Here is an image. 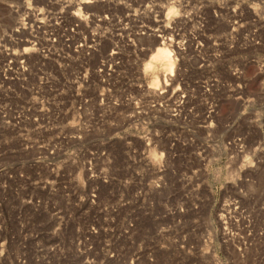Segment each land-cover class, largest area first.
Listing matches in <instances>:
<instances>
[{
    "label": "rangeland",
    "instance_id": "1",
    "mask_svg": "<svg viewBox=\"0 0 264 264\" xmlns=\"http://www.w3.org/2000/svg\"><path fill=\"white\" fill-rule=\"evenodd\" d=\"M0 264H264V0H0Z\"/></svg>",
    "mask_w": 264,
    "mask_h": 264
},
{
    "label": "bare ground",
    "instance_id": "2",
    "mask_svg": "<svg viewBox=\"0 0 264 264\" xmlns=\"http://www.w3.org/2000/svg\"><path fill=\"white\" fill-rule=\"evenodd\" d=\"M93 46V45H92ZM157 65L164 71H172V61L170 59L169 52L163 48V46L156 48V52L151 56L149 61L144 65V72H149L154 75L155 70L158 68ZM150 86L155 88L158 86V80L156 76L150 81Z\"/></svg>",
    "mask_w": 264,
    "mask_h": 264
}]
</instances>
